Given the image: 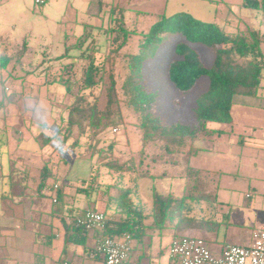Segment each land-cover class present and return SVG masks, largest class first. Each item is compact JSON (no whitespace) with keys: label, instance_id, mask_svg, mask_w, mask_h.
<instances>
[{"label":"rangeland","instance_id":"1","mask_svg":"<svg viewBox=\"0 0 264 264\" xmlns=\"http://www.w3.org/2000/svg\"><path fill=\"white\" fill-rule=\"evenodd\" d=\"M105 7L100 11L98 0H47L44 4L36 3V0H0V36L7 35L11 40L20 41L27 39L30 47L40 50L42 46L49 47L54 55L64 51V41H72L74 37L80 36V40L86 37V45L90 48V52H94L96 57L95 63L99 64L106 59L107 56L114 54L117 56V64L115 67L116 76L118 78V89L121 97L122 121L114 126L118 128L115 133L112 128L105 133L103 142L100 144L104 147L103 156H109L108 161L98 159V163L124 166L130 158L138 160V152L142 148V131L139 128L140 118L137 112L126 102V95L123 93L122 84L126 76V54L138 52L139 44L142 43L145 34H147L159 21L163 18H170L179 13L186 12L195 18L209 23H216L225 32L234 35L246 32L249 28H255L264 32V14L256 9L243 6L244 0H104ZM104 4L102 3V6ZM105 9L104 15L101 17L102 11ZM114 9V10H112ZM110 11L114 13L115 23L112 24L116 28L120 24L121 10H124L125 21L128 29L135 34L128 46H124L122 51L117 54L115 51L116 44L113 42L114 34L106 33L111 28ZM117 34V32H116ZM245 34V33H244ZM180 36L176 33H164L162 42L151 44L146 48V53L153 55V59H149L144 64V84L148 89L155 90L159 97V112L164 116L165 121L175 123L176 121L193 123L195 121L193 107L195 99L205 91L208 86V79L203 77L197 81L188 95L178 94L174 86L170 83L167 74L169 61L175 57L173 51ZM5 40L2 45L5 46ZM13 43H9L3 50H13ZM21 51V45H16ZM203 59L207 65H211L214 59V53L206 46H197ZM29 48V47H28ZM15 50V49H14ZM114 51V52H113ZM58 53V54H57ZM32 52L29 54L31 58ZM59 62L61 60H58ZM88 63V60L86 61ZM85 63L80 66H74L68 69L69 72L65 76H72L73 91H77L82 85L84 86V70L87 65ZM264 76V71H263ZM99 74L97 77L98 78ZM109 78L106 77L102 82L87 93V100L94 101L96 99L98 108H104L107 97L105 96L106 88L109 86ZM62 93L65 87L62 84H54ZM56 97L57 90H50ZM57 91V96L62 97ZM262 97L253 98L255 106L246 107L244 100L248 97L237 96L235 104L232 107V124L219 122H210L211 129H222L221 135H216L217 143L209 141H200L197 146L206 150L202 151L196 158L190 160L192 165L200 167H210L212 157L221 160L225 165L227 160H235L236 166H240L239 175L225 173L214 174L205 171L210 182L215 180V184L220 183L221 188H213V185L200 188H182L184 181L182 178L177 179L173 176L175 169L171 165H163L162 162L146 164L145 172L154 174H166L165 178L158 179H142L139 185L130 184L132 188H118L113 191L111 196L117 197L120 194H129L133 204L138 207L146 206L150 211L153 208L154 193L167 195L171 193L175 198H182L192 194L194 197L190 199L195 201L194 210L185 212L188 216H196L201 221L214 223L217 222V229H209L203 224H188L181 230L175 231L172 224L167 222L168 226L164 229H158L151 233H155L150 238L153 245L146 251L147 254L155 248L162 249L161 258L163 264H168L173 260L170 257L169 249L172 240L171 233L177 234H196L204 237L210 247L217 252L227 243H244L248 231L264 225V188L258 187L261 182L258 177H264V107L259 109L260 103L264 105V91ZM78 97V96H76ZM76 97L75 101L76 102ZM176 98L180 99L182 104L178 106L175 102ZM261 98L262 101H259ZM72 98H70L71 102ZM69 101V99H68ZM250 112L247 116L246 113ZM246 116V117H245ZM247 119L259 121L263 126H251L244 128ZM236 138L238 141L245 140L243 144L233 145L231 139ZM221 144L218 145V140ZM91 140V139H90ZM89 140V141H90ZM116 143L113 151L109 150V146ZM93 144L90 141L87 144ZM85 145V150L90 153ZM87 148V149H86ZM243 148V150H242ZM214 152L216 153H213ZM239 150V151H237ZM89 151V152H88ZM113 152V155H110ZM163 152L162 149L156 153ZM76 158V159H75ZM73 157L70 165V176H88L93 161H87L82 157ZM246 161L248 164L245 165ZM233 162V161H232ZM97 163V165H98ZM181 163L187 165L185 155H181ZM100 166V165H99ZM110 169V168H109ZM182 170V169H181ZM244 171V172H242ZM102 174L98 177L100 184L104 188L106 183H115L114 174L106 167H101ZM248 173L250 176L257 178H245L243 174ZM110 174V175H109ZM217 176V177H216ZM208 182V181H207ZM209 183V182H208ZM228 184L232 187L224 188ZM212 186V188H211ZM177 187V188H176ZM180 187V188H179ZM107 195H110L108 193ZM247 195H251L249 198ZM108 197L106 198V203ZM112 215V214H111ZM254 223V226L252 224ZM252 226V227H251ZM236 238V239H235ZM149 241V242H150ZM153 253V252H152ZM153 255V256H152ZM151 260L154 263L157 254H152ZM160 257V256H159Z\"/></svg>","mask_w":264,"mask_h":264},{"label":"trees","instance_id":"2","mask_svg":"<svg viewBox=\"0 0 264 264\" xmlns=\"http://www.w3.org/2000/svg\"><path fill=\"white\" fill-rule=\"evenodd\" d=\"M46 2L47 0H44L39 4ZM104 2V0H98L101 6L100 11L105 7ZM243 6L259 10L264 14V0H244ZM109 12L111 13V28L107 29L106 33L114 34L113 42L118 44L114 49L119 55L123 47L128 46L132 41L135 32L128 29L124 10H121V21L116 28L112 26L116 21L114 13L110 10ZM104 13L105 9L102 11L101 17ZM164 33H176L180 36L173 51L175 57L169 61L167 68L168 79L178 94L186 97L199 79L203 77L208 79L206 90L195 99L193 107L195 121L193 123L176 121L170 124L165 121L164 116L159 112L160 97L158 93L148 89L144 84V64L150 58H154L152 54L146 53V48L151 44L161 43ZM79 37H76L73 43L67 47V53L77 50L75 61L87 65L84 70V86L82 85L76 92L73 91L71 78H64L72 66L62 67L61 77L58 81L65 86L72 100L67 106L66 124L57 131L56 136L60 142V149L68 139L73 138L69 145L70 149L79 150L80 155L108 161L113 158L103 156L104 147L100 145L104 139L103 135L107 133L108 129L112 128L113 130L114 126L123 118L118 78L115 75L117 56L109 55L97 64L94 52L89 53L90 48L86 45V37L82 40ZM199 45L208 47L214 53L211 65L205 63L201 51L197 47ZM126 57L128 59L125 67L127 72L123 79L122 89L127 98L126 102L138 113L141 120L139 128L142 131V148L138 152V160L132 157L126 161L124 166L109 163L102 165L99 162L100 166L106 167L109 173L113 172L114 180L116 179L115 183H106L104 188H130L125 182L127 176H129V182L142 177L156 178V175L144 171L145 165L151 163L149 160L154 163L162 161L176 165L180 161L181 155H185L187 159L186 172L192 179V187L197 188L200 183L204 182L205 172L203 169L193 168L189 164V158L199 155L205 148L197 146L195 142L206 141L215 133L220 132L211 129L210 122H232V107L236 96L258 95L264 71V32L249 28L246 32L231 35L216 23L204 22L190 13L182 12L170 18H163L155 24L145 34L142 43L139 44L138 52L127 53ZM98 74L99 77L95 78ZM106 77L110 81L105 93L107 100L104 108L100 109L96 99L94 101L87 100V93ZM75 97L76 102H74ZM175 102L178 106L182 104L178 98ZM89 140L94 143L87 144V142L90 143ZM86 144L90 146L88 148L90 153L85 150ZM115 145L116 143L113 142L109 146V150L113 151ZM159 149H162L163 152L156 153ZM110 155H113V152ZM100 175L101 173L93 175L90 179L83 181L84 188H88L83 190L84 193L90 194L98 188H103L101 182L98 181ZM49 177L43 175L42 186L47 183ZM51 188H56L55 184ZM192 194L178 199L171 193L163 195L155 192L153 208L148 211L146 206H141V203L136 207L129 194L119 193L117 197H109L104 211L95 207L86 208V210L104 212L108 216V223L114 221L115 226H107L102 234L104 237H120L124 233H129L133 240L135 238L140 240L150 232L167 228V222L172 224L175 231L181 230L188 224H201L202 222L211 231L217 229L219 227L217 222H204L201 221L203 218L198 219L199 217L185 214L186 211L194 210L197 204L195 201H190L194 197ZM55 197L57 198V196ZM110 210L116 211L114 212L116 215L109 214ZM79 227L83 231H87L85 227Z\"/></svg>","mask_w":264,"mask_h":264},{"label":"crops","instance_id":"3","mask_svg":"<svg viewBox=\"0 0 264 264\" xmlns=\"http://www.w3.org/2000/svg\"><path fill=\"white\" fill-rule=\"evenodd\" d=\"M76 37L72 41H64V51L58 56L52 54L46 46L35 50L30 47L26 38L14 41L7 35L0 36V264H64L65 261L75 264H104L101 254H93L103 233L95 230L83 231L75 224V218L83 214L86 208L95 207L104 211L106 198L109 199L111 193L118 191V188H98L90 194L84 193L83 190L88 188H84L83 181L93 175L102 174L98 159L80 155L79 150L70 149L69 145L73 138L68 139L60 149V142L56 136L57 131L66 124L67 106L70 104L71 95L66 88L64 93L60 92L54 84H62L58 81L62 67L70 65L73 68L81 64L75 61L77 50L67 53V47ZM3 40L6 42L5 46L2 45ZM9 43H13L11 53L2 48H6ZM19 43L21 51L16 49ZM31 52L32 56L29 58ZM68 77L74 79L70 75H64V78ZM50 90L59 91L62 97L57 96L56 91L55 96L59 99L53 98L54 94ZM263 91L264 76L261 79L258 95L238 96L248 97L244 103L246 107H250L255 106L252 97H262ZM258 99L262 101L261 98ZM260 104L259 109H262L264 105ZM243 113L247 116L250 112ZM232 123L233 120L225 124ZM251 126L263 125L259 121L247 119L244 128ZM215 130L220 132L206 141L217 143L215 137L222 134V129ZM218 141L220 145L221 140ZM231 142L233 145L244 146L245 140L238 141L234 138ZM213 153L216 152L213 150ZM76 156L95 162L88 176L74 178L70 176V165L73 157ZM197 156H191L189 160L192 161ZM232 161L227 160L223 165L221 160L218 161L213 156L210 167H200L190 162L189 164L193 168L203 169L204 172L235 173L237 177L240 166H236L235 160ZM163 165L171 164L163 163ZM172 166L175 169L173 176L176 179L180 177L184 181L182 188H193L192 179L188 177L186 165L181 163V159L178 164ZM43 175L50 176L44 186H42ZM154 175L157 177H142L131 182L127 176L125 182L132 188L130 184H135L137 187L142 179H161L167 176ZM207 176L204 174V182L200 185L207 187L214 184L213 188H221L220 183L215 184V180L210 182ZM242 177L248 180L257 178L248 173L243 174ZM258 178L260 179L258 182L261 183L254 188H264V177ZM53 184H59V187L51 188ZM199 186L197 188H200ZM228 186L232 187L228 184L224 188H230ZM108 193L110 195H107ZM55 196L58 198L57 202H54ZM247 197L252 196L247 195ZM114 212L116 211H108L112 215L115 214ZM113 222L110 221L108 227H114ZM252 230L246 232L248 237L244 243H235H248ZM154 235L156 234L150 232L140 240L136 238L133 240L132 252L126 264H153L152 254L158 256L154 264H163L162 249L155 248V251L152 249L150 254L146 252L149 245L152 248L153 240L150 241V238ZM176 235L178 234L171 233L172 239Z\"/></svg>","mask_w":264,"mask_h":264},{"label":"built area","instance_id":"4","mask_svg":"<svg viewBox=\"0 0 264 264\" xmlns=\"http://www.w3.org/2000/svg\"><path fill=\"white\" fill-rule=\"evenodd\" d=\"M36 2L43 3L44 0ZM113 131L117 133L118 128H113ZM75 224L85 227L89 232L95 230L104 233L108 226V216L104 212L87 209L75 218ZM132 248L133 238L129 233L120 237L102 235L93 254H101L104 264H126ZM169 253L173 259L172 264H264V226L252 230L248 243H227L219 252L212 249L201 236L178 234L171 241ZM64 264L75 263L65 261Z\"/></svg>","mask_w":264,"mask_h":264}]
</instances>
